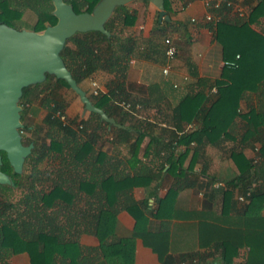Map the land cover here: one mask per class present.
<instances>
[{
  "label": "trees",
  "instance_id": "obj_1",
  "mask_svg": "<svg viewBox=\"0 0 264 264\" xmlns=\"http://www.w3.org/2000/svg\"><path fill=\"white\" fill-rule=\"evenodd\" d=\"M65 1L71 3L76 12H81L91 11L98 0ZM192 1L182 0V4ZM205 1L212 18L206 19L204 26L220 44L222 59L233 61L235 65L224 64L219 77L214 79L195 75L197 89L181 96L170 113L159 84L148 85L146 96H134L127 89V70L137 47V38L131 33L124 34L125 28L133 25L136 17L127 12L119 14L120 25L114 16L105 23L110 36L98 30L76 32L66 40L60 52L79 86L97 71L112 75L105 92L89 94V97L97 107L125 124L124 128L110 125L93 112L86 119H62L66 102L58 88L70 87L61 78L47 74L43 82L23 88L19 100L21 120L27 114L37 116L40 110L44 114L33 128L35 134L24 142H33L34 147L25 158L22 173L13 172L2 152L0 169L12 177L14 185L0 184V264H8L11 255L23 252L28 255L29 264H135L137 237L158 254L161 264L170 262L168 227L149 230L144 212L147 203L135 200L131 194L134 187L147 186L166 167L154 172L148 163L138 158L144 137H149L146 150L152 146L157 153L165 150L162 158L169 164L166 171L174 176V182L160 199L155 213V216L163 217L176 192L188 187L191 181L186 176L190 171L182 168L190 143L194 142L201 151L206 144L218 145L224 138H234L231 133L234 119L239 114L240 100L246 91L255 92L264 83V34L251 27L254 20L264 15V0L252 4L248 16L234 23L228 22L226 16L238 0ZM217 2L219 5L215 6ZM247 2L244 0L243 3ZM124 8V5L118 6L115 12ZM164 8L170 11V0H164ZM26 10L35 16L33 30L40 31L56 22L51 0H0V22L15 27ZM176 27H179L176 21L155 20L151 36L163 37V53L164 37L169 36L176 44L173 38ZM213 89L216 92L212 95ZM122 101L129 102L130 108H123ZM148 110H155L157 116L150 119ZM244 118L245 132L240 141L259 142L257 157L248 159L237 148H232L230 155L239 169V178L246 179L247 208H254L256 202L259 208L264 204V109H250ZM190 123H195L196 127L188 130L185 126ZM168 126L173 135L164 141L163 134H167ZM24 128L27 127L24 125ZM105 132L113 134L114 147L128 149L129 156L117 158V163L130 164L132 170L121 178L114 177L116 166L110 169L104 165L107 155L99 141ZM42 139H48V142ZM182 144L188 147L178 152ZM50 158L57 161L52 177L43 170ZM259 179L262 187H251L252 182ZM45 180H51L46 188L40 186ZM15 189L21 190V196L13 201L11 196ZM120 209L135 219L129 235L118 236L116 233ZM88 225L99 241L98 246L83 247L78 243ZM203 225L206 224L200 227L199 240L202 246L208 247ZM257 239L256 244L249 243L248 260H264V226ZM222 241L221 257L212 261L230 264L238 243ZM206 256V252H195L181 259H196L195 264H208L210 261Z\"/></svg>",
  "mask_w": 264,
  "mask_h": 264
},
{
  "label": "crops",
  "instance_id": "obj_2",
  "mask_svg": "<svg viewBox=\"0 0 264 264\" xmlns=\"http://www.w3.org/2000/svg\"><path fill=\"white\" fill-rule=\"evenodd\" d=\"M257 1L248 0L247 3H243L244 0H238L228 12L227 21L234 23L240 18H246L251 5L256 4ZM124 6L121 13L127 12L136 16L133 25L127 27V31L137 38V47L131 58L126 78L127 89L134 96H146L148 85L159 84L165 94L164 103L170 113V109L181 96L187 91L197 89L195 75L211 79L219 77L224 60L220 44L213 38L212 32L204 26L207 21L205 16L209 13L205 0H194L186 5L182 4V0H170L168 13L171 20L176 21L179 27H176L177 31L173 35L177 44V55L171 62L167 75L162 72L165 65V55L162 51L163 37L151 36L155 20L158 21L157 8L147 0H133ZM236 7H240L242 13L239 14ZM251 27L264 34V15L254 20ZM111 78L112 75L97 71L84 79L80 86L88 95L93 94L94 81L99 86V91L105 92ZM174 84L177 86L175 87ZM215 92L216 89H213L210 94L213 95ZM64 99L66 120L86 119L89 116V112L83 113V104L79 97L74 99L64 96ZM250 109L257 111L264 109V83L259 85L255 92L246 91L240 100L239 114L234 119L231 133L234 138H224L218 145L206 144L201 151L195 147L194 142H191L189 147L185 144L178 147V152L188 147L182 160V168L190 171L186 176L191 181L188 187L176 192L163 217H157L155 213L160 199L166 195L174 182V176L166 171L169 164L162 158L165 150L157 153L153 146L146 150L149 137H144L137 152L138 158L148 163L154 172H158L162 166L166 167L147 186L134 187L131 194L135 200L147 203L144 212L149 230L159 231L164 226L168 227V253L171 258L168 264H180L182 256L195 252H206L207 260L219 264L218 261L212 260L220 259L223 239L228 242L234 241V244L238 243L237 253L230 264H264V260L258 258L248 260L251 250L249 243L258 242L257 236L264 226V204L257 208L256 202L254 208H247L249 199L244 193L246 179L239 178V169L230 155L232 148H237L248 159L253 160L257 157L259 142L240 141L241 135L245 132L244 115ZM39 114L43 116L44 111L40 110ZM147 115L150 119L157 116L155 110H148ZM195 127V123L185 126L188 130ZM171 129L167 127V134H163L164 141L169 140L173 135L170 134ZM112 137L113 134L105 132L99 144L107 155L104 165L110 169L116 166L114 177L121 178L132 170V165L117 163V158L129 156V153L126 147H114L111 142ZM42 141L48 142V139ZM260 186L262 187L260 179L253 181L251 185L256 189ZM240 196L243 197L242 200L239 199ZM169 215L171 217L168 218ZM117 220V235H129L135 225L133 216L126 210L120 209L117 212ZM202 224H206L203 225L206 229L204 240L209 243L208 247L200 244L199 234ZM78 243L83 247L98 246L99 241L90 225L80 234ZM134 248L135 264H161L158 254L146 246L141 238L135 239ZM16 255L21 256L24 264H29V257L25 252ZM188 262L192 264L191 261Z\"/></svg>",
  "mask_w": 264,
  "mask_h": 264
},
{
  "label": "water",
  "instance_id": "obj_3",
  "mask_svg": "<svg viewBox=\"0 0 264 264\" xmlns=\"http://www.w3.org/2000/svg\"><path fill=\"white\" fill-rule=\"evenodd\" d=\"M54 24L40 31L16 28L0 22V165L1 152L5 153L13 172L22 173L25 158L32 152L34 143L25 144L21 134V106L24 87L43 82L47 74L61 78L79 97L83 113L93 112L100 119L118 128L125 125L97 107L86 90L79 86L66 67L60 52L66 40L76 32L98 30L110 36L105 23L118 6L133 0H98L91 11L76 12L65 0H51ZM158 10V21H171L164 8V0H147ZM0 184L14 185L12 177L0 169ZM208 264H216L210 262Z\"/></svg>",
  "mask_w": 264,
  "mask_h": 264
},
{
  "label": "rangeland",
  "instance_id": "obj_4",
  "mask_svg": "<svg viewBox=\"0 0 264 264\" xmlns=\"http://www.w3.org/2000/svg\"><path fill=\"white\" fill-rule=\"evenodd\" d=\"M120 9L116 10V12L112 15L114 16V19L115 21H117V23L120 25V20H118V16L119 14H121V10L119 11ZM35 21V16L32 12H30L29 10H26L24 12V15L23 17L21 18V21L19 20L18 22H16L15 27L16 28H27V29H32V24L34 23ZM125 32L124 34H129L130 31H127V27L125 28ZM58 93H60V95H62L63 97L65 96L66 98L69 97V98H74V99H78L77 95H75V93L73 91H71V89H68L64 86H60L58 88ZM41 114L33 117L31 116L30 114L28 115H25L24 118L21 120L23 126L25 125L27 128H24V129H21V134H22V137H23V142H26L27 141V138L28 137H31L32 134H35L33 132V128L35 127L36 123L38 121H40V118H41ZM56 160L55 159H52L50 158L48 161H47V165H45L44 167V172L46 175L52 177V174L54 173V169H55V166H56ZM51 184V180H45L44 182L40 183V186L42 187H48L49 185ZM21 196V190L20 189H15L13 195L11 196V199L13 201H16L19 197ZM8 264H24L22 258L20 255H11L9 258H8Z\"/></svg>",
  "mask_w": 264,
  "mask_h": 264
},
{
  "label": "built area",
  "instance_id": "obj_5",
  "mask_svg": "<svg viewBox=\"0 0 264 264\" xmlns=\"http://www.w3.org/2000/svg\"><path fill=\"white\" fill-rule=\"evenodd\" d=\"M218 5H219V2H217L215 4V6H218ZM236 10H237V12L239 14L242 13L240 7H236ZM205 18L207 20H209V19L212 18V15L210 13H208V14H206ZM163 43H164V47H165V51H164V53H165V65L162 68V72H163V74L167 75L169 73V70H170V64H171V62L176 58V55H177V46L174 43V41L172 40V38H170L169 36L164 37ZM236 57H238V55ZM223 64H226V65H235V63L233 61H223ZM92 86H93L92 93L93 94H97L99 92V86L94 81L92 82ZM174 86L176 87L177 85L174 84ZM121 106L123 108H125V109H128V108H130V103L129 102L122 101L121 102ZM136 107H138V105H136ZM60 117L62 119H65V115L64 114L61 115ZM239 199L242 200L243 197L240 196ZM191 263L192 264H195L196 263V259H192L191 260ZM180 264H189V262L186 261V260H182L180 262Z\"/></svg>",
  "mask_w": 264,
  "mask_h": 264
},
{
  "label": "flooded vegetation",
  "instance_id": "obj_6",
  "mask_svg": "<svg viewBox=\"0 0 264 264\" xmlns=\"http://www.w3.org/2000/svg\"><path fill=\"white\" fill-rule=\"evenodd\" d=\"M1 156H2V164H3V153H2V152H1ZM2 164H1V165H2Z\"/></svg>",
  "mask_w": 264,
  "mask_h": 264
}]
</instances>
